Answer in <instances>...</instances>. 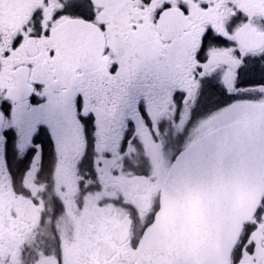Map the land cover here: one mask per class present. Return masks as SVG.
<instances>
[{
	"label": "snow or ice",
	"instance_id": "1",
	"mask_svg": "<svg viewBox=\"0 0 264 264\" xmlns=\"http://www.w3.org/2000/svg\"><path fill=\"white\" fill-rule=\"evenodd\" d=\"M0 264H264V0H0Z\"/></svg>",
	"mask_w": 264,
	"mask_h": 264
}]
</instances>
